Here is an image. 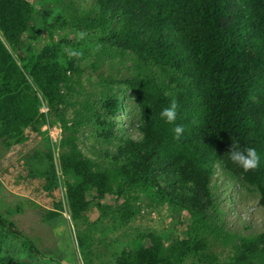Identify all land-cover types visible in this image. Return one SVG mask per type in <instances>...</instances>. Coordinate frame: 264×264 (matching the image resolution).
<instances>
[{
  "label": "trees",
  "instance_id": "16d2710c",
  "mask_svg": "<svg viewBox=\"0 0 264 264\" xmlns=\"http://www.w3.org/2000/svg\"><path fill=\"white\" fill-rule=\"evenodd\" d=\"M62 25L73 35L53 37ZM41 33L49 39L38 46ZM127 54L129 70L111 73L114 59ZM81 65L101 86L104 112L95 114L91 145L100 160L81 152V123L66 117L67 89ZM115 89L130 92L136 136L115 128L124 103ZM173 98L180 140L159 116ZM48 117L61 126L56 142L41 129ZM27 129L43 139L20 165L26 181L41 180L48 194L63 185L74 221L97 211L126 223L129 202L140 195L186 215L180 236L139 233L109 264H264V220L255 231L229 228L216 173L255 193L264 217V0H0V141L24 147ZM233 143L257 150L256 169L244 172L228 159ZM53 203L51 216L62 205ZM0 233L33 251L1 211ZM78 240L87 257L90 238ZM1 262L25 264L10 255Z\"/></svg>",
  "mask_w": 264,
  "mask_h": 264
},
{
  "label": "rangeland",
  "instance_id": "374dc122",
  "mask_svg": "<svg viewBox=\"0 0 264 264\" xmlns=\"http://www.w3.org/2000/svg\"><path fill=\"white\" fill-rule=\"evenodd\" d=\"M48 19L53 18L50 15ZM66 33L73 35L69 28L62 25L51 35L58 38ZM48 39L46 33H41L35 43L39 46ZM112 64L114 68L111 73L118 71L121 76L132 64L131 55L127 54L122 59L116 58ZM83 67L84 65H81L82 70L72 75L73 78L67 89L68 105L65 112L66 117L77 119L81 123L77 141L81 152L95 160H100L97 150L92 146L96 145L93 136L95 114L102 115L104 112L101 86L97 83V73H92ZM62 90L66 92L64 85ZM115 91L116 95L124 99L122 106L120 102L117 103L118 116L114 119L115 128L122 126L125 132L132 131L128 123L131 116L129 107L133 115L134 105L130 92L124 89H115ZM40 111L47 112V106L43 101ZM41 129L46 131L53 142L60 138V123L52 118L48 117ZM26 131L32 135V138L24 147L19 145L7 147L0 141V211L32 241L34 249L30 252L21 245L20 241L0 233V264L2 258L8 255L18 258L25 264H109L116 251L139 233L153 231L169 240L181 235L187 224L184 212L153 203L143 195H140L138 200L129 202L134 214L126 223L121 222L119 214L103 215L97 211L89 213L78 221L71 219L64 202L63 185L60 186V192L53 191L52 194H48L41 187V180L33 178L26 181L20 165L26 157L31 156L36 149H40L43 139L38 134L31 133L29 129ZM136 134L132 131V136ZM57 156V149H54L53 162L56 166ZM216 173L221 190L222 208L225 211L223 218L227 226L233 230L248 227L243 232L259 229L264 217L262 209L257 205V195L240 188L236 183L224 181L217 168ZM58 200L62 202L58 214L49 215V210L54 206L53 202ZM107 200L108 197L105 201ZM79 237L90 238L91 253L87 257H85L86 248L80 247ZM229 249L230 247L225 245L215 247L221 255L227 254Z\"/></svg>",
  "mask_w": 264,
  "mask_h": 264
},
{
  "label": "clouds",
  "instance_id": "9594fccd",
  "mask_svg": "<svg viewBox=\"0 0 264 264\" xmlns=\"http://www.w3.org/2000/svg\"><path fill=\"white\" fill-rule=\"evenodd\" d=\"M55 13H53V16ZM51 23V19L49 20ZM85 33L77 32L76 38L83 39ZM67 55L69 57L79 56V52L74 51L72 49H66ZM177 110L178 104L176 100L173 98L171 99L166 107L161 108L159 112V116L163 119V121L167 124L173 125L171 131L173 133L174 140H180L182 134L184 132V126L180 124H176L175 121L177 119ZM228 159L244 172L254 170L260 164L261 157L258 154L257 150L253 147H246L241 149L235 143L230 145L228 150Z\"/></svg>",
  "mask_w": 264,
  "mask_h": 264
}]
</instances>
